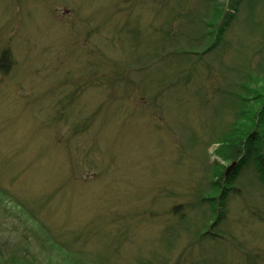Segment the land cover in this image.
I'll return each instance as SVG.
<instances>
[{
    "label": "rangeland",
    "instance_id": "rangeland-1",
    "mask_svg": "<svg viewBox=\"0 0 264 264\" xmlns=\"http://www.w3.org/2000/svg\"><path fill=\"white\" fill-rule=\"evenodd\" d=\"M207 1L0 0V264H264L257 180L200 202L240 91Z\"/></svg>",
    "mask_w": 264,
    "mask_h": 264
},
{
    "label": "trees",
    "instance_id": "trees-1",
    "mask_svg": "<svg viewBox=\"0 0 264 264\" xmlns=\"http://www.w3.org/2000/svg\"><path fill=\"white\" fill-rule=\"evenodd\" d=\"M207 3L210 17L206 26L212 30L206 35L205 52L220 45L236 46L231 73L234 76L238 72L237 87L240 88L235 94L238 100L234 104L235 119L220 138L213 140L217 146L212 154L219 162H214L208 191L200 199V202H207L210 208L212 223L209 228H213L228 223L226 217L231 199L241 201L239 182L242 178H254L264 189V0H208ZM239 18L235 24L238 29L235 40L226 41L225 34L230 33L231 24ZM252 41L259 48L250 54L245 44ZM253 59L258 63L251 67ZM10 65L9 54L3 52L0 56V74H6ZM233 161L236 162L235 166L225 175V164ZM227 234V231L220 229L208 235L222 238ZM62 255L65 258L72 256L65 252ZM256 264L260 263L257 261Z\"/></svg>",
    "mask_w": 264,
    "mask_h": 264
},
{
    "label": "water",
    "instance_id": "water-1",
    "mask_svg": "<svg viewBox=\"0 0 264 264\" xmlns=\"http://www.w3.org/2000/svg\"><path fill=\"white\" fill-rule=\"evenodd\" d=\"M234 166V163H232L226 170V172H228L232 167Z\"/></svg>",
    "mask_w": 264,
    "mask_h": 264
}]
</instances>
